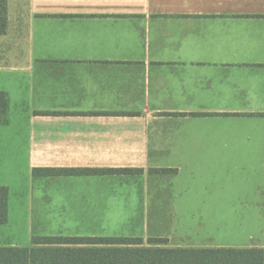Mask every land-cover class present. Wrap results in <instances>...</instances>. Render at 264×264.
<instances>
[{"label":"crops","instance_id":"crops-1","mask_svg":"<svg viewBox=\"0 0 264 264\" xmlns=\"http://www.w3.org/2000/svg\"><path fill=\"white\" fill-rule=\"evenodd\" d=\"M6 9L0 248L44 237L29 224L42 214L33 202L65 217H92L96 200L110 217L135 206L124 195L133 188L110 196L122 177L36 179L34 168L175 170L171 216L211 243L191 248H264L253 244L264 232V0H6ZM18 154L26 188L12 192Z\"/></svg>","mask_w":264,"mask_h":264},{"label":"trees","instance_id":"trees-1","mask_svg":"<svg viewBox=\"0 0 264 264\" xmlns=\"http://www.w3.org/2000/svg\"><path fill=\"white\" fill-rule=\"evenodd\" d=\"M6 0H0V36L6 32ZM8 98L0 92V125H6ZM141 169L34 168L33 178L137 177ZM149 175L171 176L170 169ZM8 189L0 187V225L7 222ZM146 244V246H145ZM167 239L126 237H34L30 248H0V264H264L262 248H164Z\"/></svg>","mask_w":264,"mask_h":264},{"label":"rangeland","instance_id":"rangeland-1","mask_svg":"<svg viewBox=\"0 0 264 264\" xmlns=\"http://www.w3.org/2000/svg\"><path fill=\"white\" fill-rule=\"evenodd\" d=\"M22 158V154H18V163L14 161V176L10 183L12 192H22L26 188V181L23 178L24 161ZM9 179L7 178V180ZM120 179L121 181L113 183L110 196L113 198L118 197L117 192L124 185L125 188H133L131 194L130 192L124 194L125 197L136 198L135 206H131L129 210L121 211L122 214L126 215L119 217L102 215L105 210H102L101 200L94 201L92 217L52 216L50 215L52 211H40L36 208V202H33L34 212L42 213L40 216L29 217V224L34 231L33 234L62 237L142 238L144 243L149 238H161L167 239V244L162 245L164 248H191L200 244H211L209 241L196 240L195 235L190 238L189 233L180 231L178 221L175 223V218L171 216L169 210L170 184L166 176L145 173V176L139 178L122 177ZM112 203L114 202H109L111 205ZM123 203L127 205L129 202L126 200ZM14 220L20 221L21 218L15 217ZM12 235L16 238L19 234L12 233ZM257 240L259 241L253 242L254 245H264V232L258 234Z\"/></svg>","mask_w":264,"mask_h":264}]
</instances>
